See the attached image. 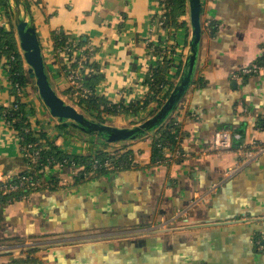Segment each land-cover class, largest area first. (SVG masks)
<instances>
[{"label": "crops", "instance_id": "0c3cea01", "mask_svg": "<svg viewBox=\"0 0 264 264\" xmlns=\"http://www.w3.org/2000/svg\"><path fill=\"white\" fill-rule=\"evenodd\" d=\"M159 3L26 0L57 93L82 110L85 99L70 80L77 65L54 42L62 34L88 52L94 71L88 79L98 77L95 98L127 110L88 116L120 128L152 117L179 80L191 35L188 7L179 19L184 27L163 28ZM10 24L1 7L0 28ZM202 27L194 80L174 115L182 122L184 159L153 163V135L116 145L133 152L130 169L81 183L64 172L66 185L0 202V264H145L149 257L151 264H264V155L244 165L239 151L264 142V0H202ZM166 61L158 100L133 110L153 97L147 80ZM255 64L259 73L234 77ZM8 72L0 51V181L29 170L18 134L3 117L2 109L16 102ZM32 93L30 85L21 102L35 132L71 155L111 149L61 127ZM220 130L231 132L233 148H216ZM211 190L209 204L190 209L197 194Z\"/></svg>", "mask_w": 264, "mask_h": 264}, {"label": "trees", "instance_id": "16d2710c", "mask_svg": "<svg viewBox=\"0 0 264 264\" xmlns=\"http://www.w3.org/2000/svg\"><path fill=\"white\" fill-rule=\"evenodd\" d=\"M159 2L160 6L165 10V27H184L185 24L179 23V19L187 13V1L165 0ZM1 7H4L7 14H9L4 0H0V8ZM9 17L10 16L8 15V18ZM53 38L56 48H59L60 50L71 47L74 43L62 34H54ZM77 47H79V45H77ZM0 51L10 60L8 73L10 76L12 90L16 97V102L12 108L6 110L2 109L3 117L6 122L10 123L9 128L13 129L18 134V137L22 139V141H20L21 147L28 149L26 152H23L22 149L21 150L24 163L29 170L15 177L13 181H18L19 177L31 176L34 179L42 180L51 185H57L59 182L58 178L65 172V174H76V183H81L87 179H94L111 172L130 169L135 166L132 158L133 152L129 150L127 146L114 148L108 152L101 151L94 155H71L61 150L42 131H39V133L35 132L28 120V117H26V106L21 102V97L18 96L15 90L16 85H18L23 91H26L31 83L29 75L25 69L23 57L19 51L16 33L11 24L9 29L0 28ZM168 64H170V62L166 61L165 66L155 69L147 80V83L153 92V97L147 101L131 106L133 110L142 109L147 107L152 100H158L157 95L167 85L165 73ZM96 79H98V77L95 75L86 81V86L92 91L95 87L94 80L96 81ZM172 89L173 86L169 94ZM159 101L161 106L164 101L160 99ZM15 106H17V108H15ZM79 106H81L85 113L95 111L102 114V111L107 113H120L122 110L127 111L122 107L109 106L102 100L95 98L93 94L89 97V99L80 101ZM176 116L172 117L169 124L167 126H163L154 135L152 143V159L155 164L166 162L171 155L176 153L180 156L183 155L182 122L178 120V117ZM95 118L101 122L104 120L100 115ZM37 153L38 157H36V163H34L33 159L29 157V155H35ZM183 159L184 157H180L177 161H181ZM72 163L74 165H72ZM106 164H109L111 169L107 168ZM46 166H49V168L41 173L40 171ZM47 172H49L50 175H48ZM53 173H56L57 175ZM46 176H48V178H46ZM51 191H53L52 188ZM27 194L28 193L19 192L11 196L2 197L0 198V202H9L14 198L22 199V196ZM33 240L39 241L36 237H33ZM21 261L23 260L20 259L18 262Z\"/></svg>", "mask_w": 264, "mask_h": 264}, {"label": "water", "instance_id": "95a60500", "mask_svg": "<svg viewBox=\"0 0 264 264\" xmlns=\"http://www.w3.org/2000/svg\"><path fill=\"white\" fill-rule=\"evenodd\" d=\"M10 13L20 53L33 80L37 95L51 117L67 130L92 137L106 145L136 142L147 139L167 126L189 91L197 69L202 36V0H186L190 17L191 35L186 59L178 82L160 109L143 123L131 127H115L88 116L65 101L54 89L37 31L32 23L26 0H4Z\"/></svg>", "mask_w": 264, "mask_h": 264}, {"label": "built area", "instance_id": "2783aa9c", "mask_svg": "<svg viewBox=\"0 0 264 264\" xmlns=\"http://www.w3.org/2000/svg\"><path fill=\"white\" fill-rule=\"evenodd\" d=\"M159 1H165V0H159ZM165 10L160 14V21L159 25L160 27L165 28ZM77 43L74 42L71 47L63 48L61 52L72 55L73 56V63L77 65V68L73 70L72 75L70 76L71 84L74 86L76 92L81 96L82 99H89L91 95L93 94V91L86 86V81L91 76L94 71L90 68V57L88 56V52L82 51L79 47H77ZM263 58H264V48H263ZM10 60L8 59V64ZM258 64L253 65L252 67L245 69L242 73L235 75V78H238L240 76H247V75H253L259 73L262 69ZM16 92L18 96L23 98L25 96V91H23L18 85L15 87ZM38 97V96H37ZM39 99V97H38ZM40 100V99H39ZM17 108V106H15ZM6 122V120H5ZM6 125L10 127V123L6 122ZM19 141H22V139L19 137ZM117 145V144H116ZM116 145H106L107 148H111L110 150H103L105 152L113 150ZM215 146L218 150H229L233 148V139L232 134L229 131L226 130H220L215 133ZM31 147V146H29ZM23 152L28 151V149L21 147ZM241 156L243 157V164H250L256 161L259 157L264 155V142H253L249 147H241L240 150ZM36 163V157H38V153L35 155H29ZM180 157H184V155L180 156L177 153L173 154L169 157V159L166 162H175L180 159ZM72 165H74L72 163ZM106 167L111 169L109 164H106ZM49 166L44 167L40 172L42 173L46 169H48ZM240 169V168H239ZM236 171V170H235ZM76 174H71V178H75ZM62 178H59V182L57 185L55 184H49L42 180L34 179L33 177H19L18 181L13 180H3L0 181V198L11 196L13 194H17L19 192L28 193L25 196H22V200H26L29 198V196L39 190L44 189H51L56 188L57 186L66 185L64 180H61ZM214 191L211 190L204 194H197L190 206V209L199 206V205H206L210 203V200L212 198V193ZM187 213L184 212V215ZM183 215V213H181ZM258 245L260 242L257 243ZM261 249H264V245L259 246Z\"/></svg>", "mask_w": 264, "mask_h": 264}, {"label": "rangeland", "instance_id": "374dc122", "mask_svg": "<svg viewBox=\"0 0 264 264\" xmlns=\"http://www.w3.org/2000/svg\"><path fill=\"white\" fill-rule=\"evenodd\" d=\"M9 16H10V13L8 14ZM11 19V18H10ZM30 79V78H29ZM30 83H31V88H32V91H33V95H37L38 93H37V91H36V88H35V86H34V82H33V80H31L30 79ZM38 96V95H37ZM80 111H82L81 109H79ZM83 112V111H82ZM96 119V118H95ZM98 120V119H97ZM98 121H100V120H98ZM101 122V121H100ZM105 122V124H109V125H113V120H111V119H108V120H103V122L102 123H104ZM75 152H78V148L77 149H75L74 150ZM194 208H196V209H199V206H197V207H194ZM259 242V241H258ZM29 244V243H28ZM257 244V243H256ZM34 245H32V246H30V247H33ZM28 247H29V245H28ZM9 250H13V249H9ZM13 252H17L18 253V250L17 249H14L13 250ZM17 253H15V254H17ZM133 255V254H132ZM133 258V257H132ZM146 263L145 264H151V258L149 257V258H147V260L145 261Z\"/></svg>", "mask_w": 264, "mask_h": 264}]
</instances>
